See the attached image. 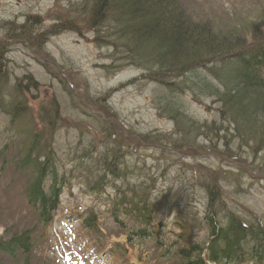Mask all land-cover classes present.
<instances>
[{"label": "trees", "instance_id": "trees-1", "mask_svg": "<svg viewBox=\"0 0 264 264\" xmlns=\"http://www.w3.org/2000/svg\"><path fill=\"white\" fill-rule=\"evenodd\" d=\"M69 2L66 16L49 27L42 28L39 17H27L30 22L26 24L6 23L10 30L5 28L7 39L0 47V113L6 118L7 134V141L0 149L1 169L9 166L25 181L23 194L36 219L33 226L1 236L0 253L13 262L33 264L34 252L48 237L47 228L61 204L60 194L77 171L90 194L97 199L104 195L100 204L106 202L108 207L102 213L125 236V247L119 257H128V250L139 246L138 261L145 264H264V215L246 217L227 203V193L220 181L230 180V171L205 170V165L190 161L188 169L197 173L196 178L187 182L183 171L177 180L183 176L184 187L171 185L173 189H169L174 190L169 191L171 194L162 189L157 192L156 177L144 172L145 161L126 147L132 141L138 147L143 143L142 146L159 151L165 160L174 152L179 155L191 149L200 138L211 143L210 149H219L212 144L214 141L221 143L225 148L223 158H237L239 149H264V21L253 23L251 36H247L239 31L222 32L206 24H191L179 0ZM79 22L87 30L106 32L95 38L99 46H110L112 40L113 46L120 47L124 53L125 62L121 66L109 65L110 70H119L125 64L144 69L143 77L157 86L156 108L175 125L167 135H136L119 127L110 108H102L100 114L85 109L84 114L98 122L101 138L97 143L116 147L117 151L109 155L108 149L83 150V156L72 160L80 159L79 166L60 176L65 165L62 161L59 165L54 142L56 119L48 113L38 116L42 125L39 127L37 117L25 105L22 86L18 83L12 86L8 100L3 98L5 87L1 81L9 77L5 63L6 55L13 49L11 43L13 47L24 43L39 49L59 32L71 30L82 34ZM27 79L35 82L30 77ZM187 92L197 101L207 97L221 102L222 106L214 108L212 118L200 120L186 109L188 105L182 95ZM81 98L86 102V98ZM219 119L230 125H224L226 130L222 133ZM125 139H128L126 143ZM13 144L17 151L12 149ZM233 148L237 150L231 151ZM199 155L195 153L191 157L197 160ZM85 162L92 165L83 166ZM152 167L161 169L160 163ZM241 171L245 173L244 167ZM232 177L240 183L244 175ZM107 185L115 189L116 197L106 192ZM199 194L203 195V201L196 204L191 197L197 199ZM86 213L82 226L92 246L100 252L107 245L102 241L101 231L107 222L100 221L94 206L88 207ZM168 225L178 227L179 233L169 232ZM145 244L152 247L146 248L150 249L148 253L144 252ZM113 248L120 251L122 246L115 244Z\"/></svg>", "mask_w": 264, "mask_h": 264}, {"label": "rangeland", "instance_id": "rangeland-1", "mask_svg": "<svg viewBox=\"0 0 264 264\" xmlns=\"http://www.w3.org/2000/svg\"><path fill=\"white\" fill-rule=\"evenodd\" d=\"M69 1L73 0H0V29L10 30L6 23L11 21H15L17 25L24 22L26 24L30 22L27 17H39L42 28L49 27L55 20L61 19V16H66L65 7L69 5ZM179 2L191 24H206L216 31H239L251 36L253 23L264 21V0H179ZM78 26L82 28V34L71 30L59 32L50 36L39 49L34 45L28 46L24 43L13 47L11 43V49H13L6 55L7 62L5 63V66L9 68V77L7 81H1L5 87L3 88L4 96H2L8 100L10 88L17 83L22 86L26 97L25 105L31 114L37 117L36 122L39 127H42L39 117H44L46 113L56 119L57 131L54 142L59 153V165L61 167V161L65 165L60 176L64 173L68 174L66 171L79 166L80 159L72 160L83 156L84 151L93 152L95 149L92 148L95 147L96 151L98 148L101 151L108 149L109 155H113L117 149L108 144L106 146V144L97 143L101 138L98 122L84 114L85 109L86 111H97L100 114L103 113L102 108H110L115 116L113 120L119 127L127 132L134 131L136 135H167L173 131L175 125L173 120L165 115L162 116L156 108L157 86L156 83L143 77L145 76L143 75L144 69L125 64L119 70L118 68L110 70L109 65L121 66L125 62L124 53L120 51V47H114L112 40L110 46H99L95 38L101 37L106 32L97 29L87 30L80 22ZM6 29L0 30V47H2V41L7 39ZM107 39L110 40V37ZM28 77L35 82L30 83ZM33 85L38 87L34 88ZM80 96L86 98V102ZM182 97L188 105L186 109L200 120L212 118L215 114L214 108L222 106L221 102L207 97L203 101H197L188 92ZM5 119L0 113V149L7 141L5 139L7 134L4 131ZM217 123L222 125L221 133L226 130L224 125L230 126L221 119ZM127 140L125 139V143ZM142 144L138 147V144L132 141L126 143V147L137 152V158L140 157L141 161H145L144 172L156 177L157 192L162 189L171 194L169 191H174L171 190L173 189L171 185H176L175 188L177 185L184 187L186 184L184 177L180 176L177 180L183 171L186 173L187 182L196 178L197 173L188 169L191 161L205 165V170L221 168L222 171H230L228 174L230 180L220 181L223 191L227 193L225 196L227 203L246 217L264 215V173L262 172L264 149L252 151L251 149L233 148L230 150H237V158H223L221 156L223 152L225 153V148L220 145L221 143L214 141L212 144L219 149H210L211 143L207 139L200 138L191 149L182 151L179 155L174 152L173 155H169L168 160H165L159 151L142 146ZM235 145L232 144L233 147ZM12 146L14 147L12 149L17 151V147L14 144ZM199 146L201 148H198ZM137 149L140 150L137 151ZM189 151L192 155L200 153L197 156L198 159L194 160L196 157H191ZM158 163L161 165L160 170L152 167ZM1 164L0 161V237H6L12 232L33 226L36 218L23 194L25 181L20 180L9 166L6 170H2ZM91 165L89 162L83 164L88 167ZM241 167H244L245 173H241L243 172ZM241 174L244 177L240 183L233 181L232 176L240 178L238 176ZM74 176L64 187L61 206L56 214L59 216L57 217L59 221L50 228V236L38 244L32 263L141 264L142 262L138 261L141 257L139 246H136L134 250H128V257H116L110 249L104 254H98L99 259L95 257L88 235L75 222L78 210L94 206L100 221L107 222V226L104 225L105 229L101 230L102 241L104 239L106 243L126 242L125 236L120 234L118 228L112 226L107 214L102 213L108 207L106 202L100 204L104 195L98 198L101 199L99 201L94 194L87 191L85 180L77 171ZM69 177L67 178L70 179ZM89 183H93V178ZM106 192L110 193L113 198L116 197L115 189L108 185ZM199 196L197 199L191 197L193 201H197L196 204L203 201L201 199L203 195L199 194ZM94 198L99 202L98 204L93 201ZM199 205L201 210L202 203ZM65 217H69L68 221L61 223L60 218ZM170 227L166 228L169 232L175 234L179 231V228L174 225ZM168 237L174 238L173 235ZM149 247H151L150 244L143 245V249ZM149 251L150 249L144 250L146 253ZM143 255L145 257L147 254ZM120 259H123V262ZM0 264L19 263L13 262L10 258L8 260L0 253Z\"/></svg>", "mask_w": 264, "mask_h": 264}]
</instances>
